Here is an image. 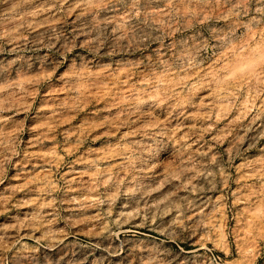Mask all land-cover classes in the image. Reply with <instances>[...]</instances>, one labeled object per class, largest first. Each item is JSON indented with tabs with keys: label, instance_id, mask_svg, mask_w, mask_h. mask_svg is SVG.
<instances>
[{
	"label": "rangeland",
	"instance_id": "obj_1",
	"mask_svg": "<svg viewBox=\"0 0 264 264\" xmlns=\"http://www.w3.org/2000/svg\"><path fill=\"white\" fill-rule=\"evenodd\" d=\"M0 264H264V0H0Z\"/></svg>",
	"mask_w": 264,
	"mask_h": 264
},
{
	"label": "bare ground",
	"instance_id": "obj_2",
	"mask_svg": "<svg viewBox=\"0 0 264 264\" xmlns=\"http://www.w3.org/2000/svg\"><path fill=\"white\" fill-rule=\"evenodd\" d=\"M44 159L45 156H41L40 158L37 159V161L35 162L36 165H39V167H47L49 166L48 164L44 163ZM120 162L119 164H124L127 163L128 161H130V156L129 154H127V152L121 153V155L119 156ZM80 179V180H79ZM70 183H74L76 182V180H79V189L82 193H85L86 191H89L92 189V176H87L84 172H79L78 175L76 177H72L69 179ZM82 182V183H81ZM29 184V183H28ZM26 184V185H22V184H18V187H21L20 190L24 189H29L30 191L36 193L35 195H41L43 188L40 186H32L31 184ZM10 195L6 198L9 199Z\"/></svg>",
	"mask_w": 264,
	"mask_h": 264
}]
</instances>
